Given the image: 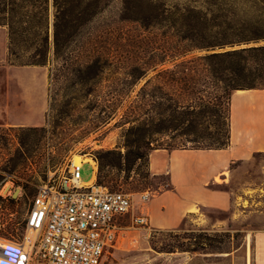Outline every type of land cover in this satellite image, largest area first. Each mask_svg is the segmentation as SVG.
<instances>
[{"label": "trees", "instance_id": "obj_1", "mask_svg": "<svg viewBox=\"0 0 264 264\" xmlns=\"http://www.w3.org/2000/svg\"><path fill=\"white\" fill-rule=\"evenodd\" d=\"M102 1L0 0L12 60L48 66L51 82L73 81L76 87L67 90L78 98L90 95L104 75L114 81L119 74L128 90L147 78L138 108L152 97L148 105L155 115L136 118L132 127L148 136L180 130L192 143L150 146L148 159L157 148L227 147L233 93L264 88V44L218 49L264 40V0H254L263 4L256 9L242 8L238 0H118L110 13ZM156 79L162 82L152 85ZM208 113L217 114L214 129L209 123L200 130Z\"/></svg>", "mask_w": 264, "mask_h": 264}, {"label": "rangeland", "instance_id": "obj_2", "mask_svg": "<svg viewBox=\"0 0 264 264\" xmlns=\"http://www.w3.org/2000/svg\"><path fill=\"white\" fill-rule=\"evenodd\" d=\"M238 1L242 8L251 5L256 9L263 5L254 0ZM118 3L103 0L101 6L110 13L116 11ZM53 21L51 4V39ZM260 44L264 40L219 50ZM9 46L7 28L0 26L1 235L24 237V219L38 187L64 175L75 155H89L97 164V169L89 162L83 164L79 173L82 182L92 180L97 171V181L102 185L132 194L136 212L141 210L143 192L156 195L168 188L166 175H154L149 170L150 146L192 143L184 142L180 130L148 136L144 135L146 131L132 127L136 118L149 119L155 115L153 106L148 105L152 97L145 98L143 110L138 108L143 101L137 96L147 78L128 90L129 84L122 83L119 74L114 81L104 75L90 95L78 98L73 88L67 90L73 81L53 83L48 66L15 63ZM159 82L161 79H156L152 85ZM216 116L208 113L203 117L200 130L209 123V130H213ZM228 122L227 119L226 129ZM141 134L144 138L139 137ZM138 152H145V156L137 159ZM257 158L264 161V155ZM9 183V190L3 191ZM18 188L17 196L13 197ZM177 214L176 207L170 205L163 213L169 223ZM251 220L235 210L205 209L200 218L191 216L177 228L163 229L133 225L129 216L121 237L101 264H253L252 241L244 232Z\"/></svg>", "mask_w": 264, "mask_h": 264}, {"label": "crops", "instance_id": "obj_3", "mask_svg": "<svg viewBox=\"0 0 264 264\" xmlns=\"http://www.w3.org/2000/svg\"><path fill=\"white\" fill-rule=\"evenodd\" d=\"M259 155H264V88L238 89L231 99L227 147L150 153V172L166 175L168 188L152 193L145 207L149 226L177 228L205 209L239 211L252 218L244 229L252 241V263L264 264V161ZM169 205L178 212L171 223L163 215Z\"/></svg>", "mask_w": 264, "mask_h": 264}, {"label": "built area", "instance_id": "obj_4", "mask_svg": "<svg viewBox=\"0 0 264 264\" xmlns=\"http://www.w3.org/2000/svg\"><path fill=\"white\" fill-rule=\"evenodd\" d=\"M84 163L72 160L58 180L38 187L24 219V237L0 234V264H101L127 217L133 225L149 226L145 206L152 192L142 193L136 212L132 194L96 179L82 182Z\"/></svg>", "mask_w": 264, "mask_h": 264}, {"label": "bare ground", "instance_id": "obj_5", "mask_svg": "<svg viewBox=\"0 0 264 264\" xmlns=\"http://www.w3.org/2000/svg\"><path fill=\"white\" fill-rule=\"evenodd\" d=\"M73 162L75 164H82L83 162H89L94 166L95 169H97L96 162L93 160V158H90L89 155H87V157L81 156V155H75L73 158ZM96 174H97V171H96ZM96 177H97V175H95L94 178L89 183H92L96 179ZM30 233H31V230L29 231L28 236L30 235Z\"/></svg>", "mask_w": 264, "mask_h": 264}, {"label": "water", "instance_id": "obj_6", "mask_svg": "<svg viewBox=\"0 0 264 264\" xmlns=\"http://www.w3.org/2000/svg\"><path fill=\"white\" fill-rule=\"evenodd\" d=\"M219 49H220V48H219ZM219 49H218V50H219ZM221 49H222V48H221ZM10 187H11V183H9V184L6 186V188H5L4 191H5V192L8 191ZM18 191H19V188L14 192L13 197H16V196H17Z\"/></svg>", "mask_w": 264, "mask_h": 264}]
</instances>
